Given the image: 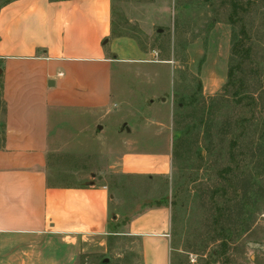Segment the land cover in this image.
I'll return each mask as SVG.
<instances>
[{"label":"rangeland","instance_id":"rangeland-1","mask_svg":"<svg viewBox=\"0 0 264 264\" xmlns=\"http://www.w3.org/2000/svg\"><path fill=\"white\" fill-rule=\"evenodd\" d=\"M112 12L113 34L136 44L140 58L116 62L111 112L75 150L52 157L50 174L64 184L96 175L106 180L109 216L119 215V227L112 239L89 240L71 264H142L139 242L122 232L124 224L163 200L171 211V264H264L263 170H252L261 189L250 218L226 204L225 220L213 219L215 200L223 207L232 195L225 194L230 181L222 174L229 140L236 136V152L251 150L252 159L259 157L255 123L264 92L261 99L256 90L264 85V0H112ZM236 35L240 47H251V60L234 73L246 78L256 105L237 104L232 88L223 89L238 59L232 54ZM252 115L253 123L240 124ZM1 120L0 101V125ZM170 140L169 177H123L110 170L126 150L157 152Z\"/></svg>","mask_w":264,"mask_h":264},{"label":"crops","instance_id":"crops-1","mask_svg":"<svg viewBox=\"0 0 264 264\" xmlns=\"http://www.w3.org/2000/svg\"><path fill=\"white\" fill-rule=\"evenodd\" d=\"M139 58L136 44L113 34L112 0L0 6V264H71L89 240L119 227V215L109 216L106 180L58 183L50 166L111 112L116 62ZM171 165L170 140L157 152L126 150L109 167L114 175L151 179L169 177ZM124 226L139 242L142 264H171L165 200Z\"/></svg>","mask_w":264,"mask_h":264},{"label":"trees","instance_id":"trees-1","mask_svg":"<svg viewBox=\"0 0 264 264\" xmlns=\"http://www.w3.org/2000/svg\"><path fill=\"white\" fill-rule=\"evenodd\" d=\"M10 0H3L0 2V6L2 4L7 3ZM242 40L238 38V35H236L235 40L233 41L232 45V54L233 56H238L237 63L235 65H231L229 67L228 73H227V82L224 86V90L229 86L232 88L233 98L237 104H240L242 101L245 102L248 106L250 105H256V97L254 94H249L246 92L247 87L245 84V77H239L235 76L234 70L235 68H240V66L246 61V59L251 60V47H243V45H239ZM257 93L259 98L262 99L263 92H264V85H259L257 87ZM223 97L222 95H220ZM253 102V103H252ZM262 104V103H261ZM264 104V103H263ZM263 111L260 114V121L258 119L259 125L255 123L256 129L258 132L257 137V144L259 145L257 148L256 154L259 156L258 159L254 160L252 159V152L251 150H239L236 152V146H237V138L234 136L229 140V148L227 152V165L222 168V174H224L228 178L227 180L230 181L229 184V190H224L225 194L226 192H230L232 195H229L227 197L228 199L220 206L221 204L218 203V201L215 200L214 205L216 204L214 215V221L218 223L220 220L223 222L225 220L224 211L234 208L235 206H239V213L244 215V218H250L251 215L249 209L253 206V203L255 202V198L258 195V192L260 191V185L257 183V179L255 175L252 174V170L256 169V172L264 171V105ZM254 120L253 115L249 118H242V122H249ZM239 124V126H241ZM241 132V131H240ZM250 156V157H249ZM240 183L238 185V182ZM263 191V189H262ZM262 198L264 197V193L261 195ZM231 201V204H230ZM227 204V208L224 206ZM222 208L223 210H221ZM232 213V212H231ZM242 217V216H241ZM222 218V219H221ZM243 218V217H242ZM248 223L245 222V226ZM117 231H113L115 233ZM109 239H112L113 234L108 235Z\"/></svg>","mask_w":264,"mask_h":264}]
</instances>
